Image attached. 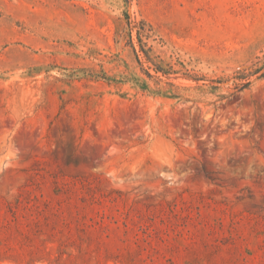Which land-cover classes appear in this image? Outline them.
Wrapping results in <instances>:
<instances>
[{"label": "rangeland", "instance_id": "rangeland-1", "mask_svg": "<svg viewBox=\"0 0 264 264\" xmlns=\"http://www.w3.org/2000/svg\"><path fill=\"white\" fill-rule=\"evenodd\" d=\"M0 264H264V0H0Z\"/></svg>", "mask_w": 264, "mask_h": 264}]
</instances>
